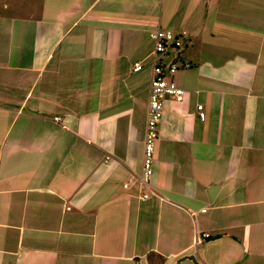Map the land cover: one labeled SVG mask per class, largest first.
Here are the masks:
<instances>
[{
  "label": "crops",
  "instance_id": "1",
  "mask_svg": "<svg viewBox=\"0 0 264 264\" xmlns=\"http://www.w3.org/2000/svg\"><path fill=\"white\" fill-rule=\"evenodd\" d=\"M44 3L0 0V264H264V0ZM157 29L191 68L143 201Z\"/></svg>",
  "mask_w": 264,
  "mask_h": 264
},
{
  "label": "built area",
  "instance_id": "2",
  "mask_svg": "<svg viewBox=\"0 0 264 264\" xmlns=\"http://www.w3.org/2000/svg\"><path fill=\"white\" fill-rule=\"evenodd\" d=\"M154 42V52L152 54V79L150 83V97L148 108L147 128L144 140L143 165L140 175L133 176L130 182L124 185L125 189L130 188L132 183H136L143 192L142 200H148L154 194L152 185L156 172L155 146L160 135V126L163 120L164 107L167 100L181 102L185 97V90L182 89L174 80V76L180 68H191L190 64H171L159 63V59L169 53H177L183 48L185 43L184 36L179 32L171 30L157 29L150 34ZM143 64H135L134 71L143 70ZM199 117L202 121L206 120L205 107L198 106ZM60 121L61 118L55 119ZM143 190H146L145 192ZM204 237H210L204 234Z\"/></svg>",
  "mask_w": 264,
  "mask_h": 264
},
{
  "label": "rangeland",
  "instance_id": "3",
  "mask_svg": "<svg viewBox=\"0 0 264 264\" xmlns=\"http://www.w3.org/2000/svg\"><path fill=\"white\" fill-rule=\"evenodd\" d=\"M3 1H12V0H3ZM16 1H21V0H16ZM25 0V4H20V6L18 7L19 10L23 9V10H27L29 8H34V0L31 1V3H29V1ZM37 4L38 7H42L44 6L46 3H44V0H37ZM33 6V7H32ZM13 9H15L13 6H11ZM191 46V44H190ZM184 47V46H183ZM182 49V48H181Z\"/></svg>",
  "mask_w": 264,
  "mask_h": 264
},
{
  "label": "trees",
  "instance_id": "4",
  "mask_svg": "<svg viewBox=\"0 0 264 264\" xmlns=\"http://www.w3.org/2000/svg\"><path fill=\"white\" fill-rule=\"evenodd\" d=\"M155 256L154 255H150L149 256V260L151 261V263L153 264V263H155V262H158L159 260L161 261L163 258H157L156 260H155V262H154V258Z\"/></svg>",
  "mask_w": 264,
  "mask_h": 264
}]
</instances>
